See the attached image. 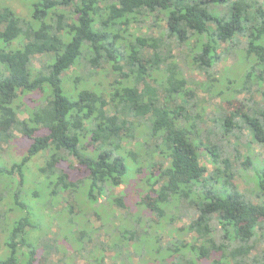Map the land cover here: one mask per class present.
<instances>
[{
	"label": "trees",
	"instance_id": "1",
	"mask_svg": "<svg viewBox=\"0 0 264 264\" xmlns=\"http://www.w3.org/2000/svg\"><path fill=\"white\" fill-rule=\"evenodd\" d=\"M22 1L29 17L0 6V151L16 131L29 142L19 161L0 162V181L9 179L0 200L11 195L10 210L19 212L6 228L8 216L0 208V228L7 229L0 264H68L56 237L32 239L38 225L27 203L28 184L40 201L46 197V206L63 200L73 213L77 193L90 209L105 205L132 171L144 174L136 209L156 216L146 227L124 191L110 201L112 215L91 212L124 226L120 241L106 244L114 251L110 264H128L130 243L144 249L150 244L160 254L159 237L147 241L146 233L169 205L197 211L186 226L194 240L169 244L171 259L160 257L158 264H264V162L245 157L236 143L248 137L264 146V0ZM131 23L150 31L124 43L123 26ZM239 35L246 36L243 49L253 62L235 92L251 95L231 114H209L191 73L205 74L211 90L223 43L237 47ZM17 40L21 46L13 47ZM98 73L108 85L102 79L96 84ZM26 99L36 102L27 112L21 109ZM124 141L135 145L127 148ZM41 152L47 157L39 167L43 179L36 181L26 168ZM206 155L212 170L202 163ZM236 175L246 177L252 197L240 192ZM93 240L87 230L76 239L88 255Z\"/></svg>",
	"mask_w": 264,
	"mask_h": 264
},
{
	"label": "rangeland",
	"instance_id": "2",
	"mask_svg": "<svg viewBox=\"0 0 264 264\" xmlns=\"http://www.w3.org/2000/svg\"><path fill=\"white\" fill-rule=\"evenodd\" d=\"M259 3L263 4L261 3V0ZM27 5V2L22 0H0V6H10L17 13L25 17H29ZM147 24H149V22H147ZM123 27L125 29L123 32L124 43H128L130 39H133L132 34L136 35L137 33L150 31L148 25L142 26V24L138 25L136 23H131ZM245 40L246 36L239 35V45L237 47H228V43H223L222 59L217 65V73L215 74L217 78L211 90L204 86L206 85L205 74L198 70H193L191 73L194 82L192 85H194L199 91V97L202 101V105L206 108V111L209 114H212L219 109L231 114L232 111L238 108L241 109V100H243L244 97L251 95L248 93L240 94L235 92L236 88L240 87L243 83L244 75L253 62V58L248 59L245 55L243 49ZM12 45L13 47L21 46L19 40L15 41ZM40 57V54H37L34 57L33 62L36 65L39 64L38 59ZM114 70L116 72H121L115 68ZM68 74L74 76L76 72L75 70H70ZM99 79H102L103 82L108 85V79L105 78L103 74L98 73L93 77L96 84ZM99 87L103 86L99 84ZM234 94H236V97H233ZM33 96L36 98V95L33 94ZM254 97L255 99L258 98L259 94L254 93ZM228 100H231L232 103L228 102ZM32 102L34 103L35 101L27 100V103H22L21 109L27 112L26 108L31 109L32 107L31 105H28V103ZM17 103H19V101ZM19 115L22 118L27 116L26 113H20ZM16 136L17 137L13 138L10 144H5L0 151V162L6 166H10L14 161H19L26 153V146L29 142L17 131ZM232 140L236 142L234 138H232ZM236 143L245 157L249 155L253 157V160L257 159L262 163L264 162V146L251 142L248 137ZM123 145L127 148L133 147V145H135V141L133 143L124 141ZM46 157L47 152H41L31 159L26 168V174L29 178L33 177L36 181L43 179L41 173L39 172V167L45 163ZM156 158L157 160H160L159 157ZM208 158L209 157L207 155L204 156L202 158V163L207 165L210 170H212L215 168V164ZM143 175L144 174L142 172H130V175L127 176L126 182L119 187L111 189V194L108 196H110V201L113 202V197L120 194L121 191H124L126 193V200L128 204L132 205L133 211H136L137 214L143 216L147 227V220L149 218L155 219L156 214L151 212L149 213L143 207L136 209L138 199L140 198L139 192L144 188V185L141 183V177ZM7 181H9V179L0 181V194L8 192L7 189L9 188V183H7ZM234 181L240 192H242L247 198L252 197L250 185L246 182V177H244V175H236ZM28 186L29 188L26 192H29L30 195H28L27 203H29L32 207L30 211L32 221L34 223L36 222L38 225V228H35L31 232V237L35 242L38 243L40 237L42 236H48V238L56 237L58 239L57 244L60 248V254L68 264H110L112 261L110 256L114 254V251L109 247V245L106 247V244L109 242L112 243V241H120V234L124 226L121 222H119L120 220L118 221L115 218H113L109 223L107 216L103 213V221L100 218L94 217L91 213L92 211H99L98 209L100 208V211L103 212L104 209L106 213L108 211L112 215L116 209L113 204L111 205L108 198L103 201L105 205H95L92 203L94 206H91V210L87 204L84 205L86 202L84 199H81L80 193H77L75 195L76 202L78 203L77 209L75 212L69 213L67 209L63 208V204L65 205L66 203L62 199L61 203L46 206L44 204L46 197L43 201H40L41 198L37 196L39 192L35 188H32L31 184H28ZM40 187H42V184ZM11 190L13 189H10V194ZM9 196L6 195L2 200H0V208L3 211H6V215L8 216L6 228L9 226L11 220L10 218L17 216L19 213L17 210H10V208L14 205V202L12 201V197ZM145 198L147 202L152 201V198H149V196H146ZM253 202L255 203L256 200L253 199ZM196 215L197 211H195V209L182 212L173 205H169L167 207L166 216L162 218L159 224H155L152 228H150V231L146 233L147 241L152 240V235H156V240L159 237L160 241H158L157 245L162 250L161 253H156L150 244L145 245L146 251L144 246L141 244L143 247L142 249H144V251H142L141 246L135 247L133 243H130L125 248L126 252L128 251L129 256L127 259L128 264H158L159 261L157 259L160 257H162L163 260L165 258H169V261L171 258L169 257L168 250L166 249L169 244L180 246L181 241L192 242L194 240L193 234L186 230V226L189 224L191 218ZM6 228L5 225L4 228H0V245H2V247L5 239L4 232L7 231ZM82 230L92 232L94 237L93 242L88 245L90 255H88L85 251H80V244L76 241L78 233ZM1 251L2 248H0V254ZM190 255L195 256L191 250H188V256ZM56 256L57 253H54L53 257ZM102 257L106 258L104 263L101 261Z\"/></svg>",
	"mask_w": 264,
	"mask_h": 264
}]
</instances>
